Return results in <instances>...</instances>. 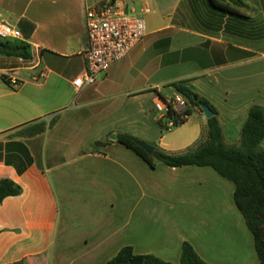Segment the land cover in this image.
Wrapping results in <instances>:
<instances>
[{"label": "crops", "instance_id": "obj_1", "mask_svg": "<svg viewBox=\"0 0 264 264\" xmlns=\"http://www.w3.org/2000/svg\"><path fill=\"white\" fill-rule=\"evenodd\" d=\"M101 1L0 0V19L35 27L20 40L29 60L0 55V180L22 189L0 203V264H108L125 247L179 264L184 242L208 264H257L231 183L210 167L151 168L109 138L129 134L169 154L195 147L203 114L162 133L154 110L183 81L217 109L225 142L238 144L248 108H264L257 9L242 0L236 17L208 0H118L146 34L76 93L86 13Z\"/></svg>", "mask_w": 264, "mask_h": 264}, {"label": "trees", "instance_id": "obj_2", "mask_svg": "<svg viewBox=\"0 0 264 264\" xmlns=\"http://www.w3.org/2000/svg\"><path fill=\"white\" fill-rule=\"evenodd\" d=\"M117 1L102 0L96 9L99 10L104 5H113ZM208 4L214 11L236 17H243L242 10L247 8L242 0H208ZM17 27L24 39L30 38L35 28L34 24L25 19L19 20ZM28 48V45L22 41L0 40L1 56L29 60L31 56ZM2 80L10 85V81L5 76ZM172 87L175 92L184 97L188 106L184 118L173 116L172 112L167 113L165 121L172 119L174 128L183 124L193 114L194 109L202 114L201 105L207 106L213 112V117L206 119L201 142L181 154H169L156 148L151 156L137 145L140 140L132 135L120 134L116 142L142 158L151 168H154L157 163L171 168L210 167L219 177L231 183L234 187L233 202L252 236L257 260L259 264H264V147L262 146L264 108L258 105L249 107L241 125L238 144H227L217 109L183 81L173 83ZM54 122L55 120H52L48 127H51ZM158 124L162 133H166L167 130L163 128L164 122L159 121ZM45 129L46 125L42 124L31 132L15 133L12 137L33 136L44 132ZM21 193V187L12 180H0V203L7 197L19 196ZM135 259L142 260L143 264H172L153 255H135L129 247L121 249L108 264H130V261ZM179 264L208 263L198 256L190 243L184 242Z\"/></svg>", "mask_w": 264, "mask_h": 264}, {"label": "built area", "instance_id": "obj_3", "mask_svg": "<svg viewBox=\"0 0 264 264\" xmlns=\"http://www.w3.org/2000/svg\"><path fill=\"white\" fill-rule=\"evenodd\" d=\"M88 45L83 52L85 68L72 82V87L79 93L95 84L98 76L122 60L146 34L143 19L127 14L117 5H104L99 10L90 9L86 13ZM0 40L20 41L22 34L17 25L0 19ZM187 103L182 95L175 92L169 100H159L154 104L158 121L164 122L163 128L170 131L175 124L172 119L165 121L168 112L184 118Z\"/></svg>", "mask_w": 264, "mask_h": 264}, {"label": "rangeland", "instance_id": "obj_4", "mask_svg": "<svg viewBox=\"0 0 264 264\" xmlns=\"http://www.w3.org/2000/svg\"><path fill=\"white\" fill-rule=\"evenodd\" d=\"M250 3H251L250 4L251 11H253L254 9H257V12L254 13L255 16H256V14H258V16H257L258 20L257 21H261V24H260L261 27H260V31H259V37H260L259 43H260V45L258 48L260 49L261 53H264V26H263V23H264V21H263V19H264V0H257V1L250 0ZM242 11H244V10H242ZM262 11H263V15H260ZM254 24H257V22L254 21ZM239 30L246 31L247 30V24L244 25L243 27H239ZM261 61H264V60H261ZM261 64H264V62H261ZM225 183H227V182H225ZM256 261H257V264H259L258 260H256Z\"/></svg>", "mask_w": 264, "mask_h": 264}, {"label": "water", "instance_id": "obj_5", "mask_svg": "<svg viewBox=\"0 0 264 264\" xmlns=\"http://www.w3.org/2000/svg\"><path fill=\"white\" fill-rule=\"evenodd\" d=\"M195 100H197V98H195ZM200 108H201L202 114L204 115L205 119H210L213 117V112L207 106L201 105ZM109 138L111 140H115L116 136L112 134ZM137 145L141 149H143L149 156H151L155 151V148L153 146H150L144 142L140 141L137 143ZM130 264H143V261L140 259H135V260L130 261Z\"/></svg>", "mask_w": 264, "mask_h": 264}]
</instances>
